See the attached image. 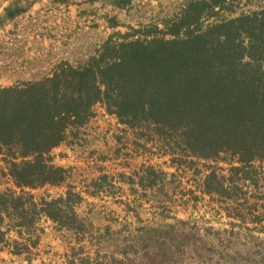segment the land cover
<instances>
[{
  "label": "trees",
  "instance_id": "obj_1",
  "mask_svg": "<svg viewBox=\"0 0 264 264\" xmlns=\"http://www.w3.org/2000/svg\"><path fill=\"white\" fill-rule=\"evenodd\" d=\"M33 1L10 0L0 27ZM254 1L263 5L236 13L242 0H185L161 25H128L82 61H60L42 77L0 85V185H11L0 189L1 248L14 231L11 252L28 254L42 216L55 229L81 224L76 207L83 197L69 183L71 167L54 164L51 152L82 144L96 105L139 145L167 157L169 167L233 160L230 170L243 177L255 163L264 169V0L244 5ZM131 2L111 0L119 9ZM106 20L111 28L121 25L115 16ZM154 166L146 168L149 177ZM223 179L211 170L203 192L231 196L227 190L237 186ZM63 185L57 197L31 192Z\"/></svg>",
  "mask_w": 264,
  "mask_h": 264
},
{
  "label": "rangeland",
  "instance_id": "obj_2",
  "mask_svg": "<svg viewBox=\"0 0 264 264\" xmlns=\"http://www.w3.org/2000/svg\"><path fill=\"white\" fill-rule=\"evenodd\" d=\"M4 1L5 6L10 2ZM184 1L132 0L119 9L111 0H36L5 24L0 53L17 63L11 80L39 78L60 61L84 60L115 30L160 23ZM245 1L236 13L263 5L245 6ZM112 16L120 26L107 25ZM123 128L96 105L82 144L63 143L52 150L54 164L71 167L69 183L83 197L76 207L81 224L55 229L42 216L34 232L40 235L38 244L20 255L11 252L17 238L11 231L6 246L0 245V264H264V169L258 163L246 177L232 173L233 160L169 167L167 157H156L149 144L139 145ZM149 165L156 170L150 177ZM211 170L226 183L235 182L237 187L227 190L231 196L203 192ZM96 179L100 183L94 186ZM6 186L11 185L2 183L0 189ZM66 189L45 186L31 192L57 197Z\"/></svg>",
  "mask_w": 264,
  "mask_h": 264
},
{
  "label": "crops",
  "instance_id": "obj_3",
  "mask_svg": "<svg viewBox=\"0 0 264 264\" xmlns=\"http://www.w3.org/2000/svg\"><path fill=\"white\" fill-rule=\"evenodd\" d=\"M5 4L6 3H5L4 0L3 1L0 0V12L2 11L3 7L5 6ZM4 27H5V25L0 27V32L4 31ZM0 49H1V46H0ZM1 56L2 55L0 53V70L1 71L6 70L8 73H7V75H4V73L1 74V76H0V85L1 86H6V85L14 84L15 81L11 80V78H13V77H11L10 73H11V71L16 70L18 67L17 66L16 67H12V64H15V63L11 62V58L10 57H7V59H6V57H3V56L1 57ZM15 65H17V63ZM30 79L31 80L32 79H37V77L36 76H29L27 78H24V80H30ZM1 81H4L6 83H1Z\"/></svg>",
  "mask_w": 264,
  "mask_h": 264
}]
</instances>
